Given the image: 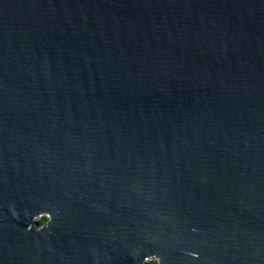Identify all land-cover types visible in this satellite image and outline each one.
<instances>
[{
	"label": "water",
	"instance_id": "1",
	"mask_svg": "<svg viewBox=\"0 0 264 264\" xmlns=\"http://www.w3.org/2000/svg\"><path fill=\"white\" fill-rule=\"evenodd\" d=\"M153 254L264 264V0H0V264Z\"/></svg>",
	"mask_w": 264,
	"mask_h": 264
},
{
	"label": "clouds",
	"instance_id": "2",
	"mask_svg": "<svg viewBox=\"0 0 264 264\" xmlns=\"http://www.w3.org/2000/svg\"><path fill=\"white\" fill-rule=\"evenodd\" d=\"M13 214H15V212H13ZM44 214L48 216V220L43 224H41V222L38 219H36V217L41 215V212H39L37 215L34 216V220L37 222L36 231H41L44 228H46L53 219V216L49 211L44 213ZM29 227H31V225H29ZM193 255H195V253ZM142 264H161V260H160V257L158 255L153 254L150 256H146L144 258Z\"/></svg>",
	"mask_w": 264,
	"mask_h": 264
},
{
	"label": "trees",
	"instance_id": "3",
	"mask_svg": "<svg viewBox=\"0 0 264 264\" xmlns=\"http://www.w3.org/2000/svg\"><path fill=\"white\" fill-rule=\"evenodd\" d=\"M46 220V217H40V221L44 222Z\"/></svg>",
	"mask_w": 264,
	"mask_h": 264
}]
</instances>
